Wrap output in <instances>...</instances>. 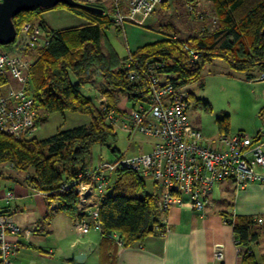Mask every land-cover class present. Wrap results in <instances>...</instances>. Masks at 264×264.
Returning a JSON list of instances; mask_svg holds the SVG:
<instances>
[{
    "label": "trees",
    "instance_id": "1",
    "mask_svg": "<svg viewBox=\"0 0 264 264\" xmlns=\"http://www.w3.org/2000/svg\"><path fill=\"white\" fill-rule=\"evenodd\" d=\"M210 1L212 16L217 20L215 29L204 27L197 35L188 38L171 36L139 49L130 55L132 59L139 65L163 61L165 66L158 71L159 74L167 75L177 86L200 80L203 67L214 60L226 62L234 72L257 70L260 76H264V0ZM188 3L195 5L196 0ZM56 7H64L89 23L54 30L38 17L49 9L37 8L14 18L16 38L11 44L0 47L20 56L32 53L27 49L21 29L26 23L40 25L49 46L39 49L30 66V88L38 107V119L45 122L54 113L72 112L89 116L90 124L59 130L45 140L35 137L16 139L0 132V164H12L21 172L33 170L29 181L34 188L48 195L50 201L58 198L60 210L75 218V192L72 188H62L88 168L87 157L94 146L107 147L115 152L112 144L117 140L115 130L106 124L99 107L80 92L81 87L93 84L99 75L103 80L100 93L107 97L111 108L109 101L118 94L127 96L134 105L149 101L150 88L143 77L138 82L129 81L125 68L128 58L121 60L110 47L104 46L105 28L113 24L112 18L81 6L60 4ZM191 52L198 55L196 62ZM227 128L228 122H224L220 131ZM157 199L148 192L145 178L127 168L115 170L100 208L104 239L112 240L110 236L117 233L125 247L141 243L154 234L159 224ZM252 218L231 219L235 239L249 251V245L257 239L251 228L254 225ZM240 264L257 263L252 253L245 252Z\"/></svg>",
    "mask_w": 264,
    "mask_h": 264
},
{
    "label": "built area",
    "instance_id": "2",
    "mask_svg": "<svg viewBox=\"0 0 264 264\" xmlns=\"http://www.w3.org/2000/svg\"><path fill=\"white\" fill-rule=\"evenodd\" d=\"M2 2L0 0V5ZM162 3L163 0H129L128 10L125 11L120 0H113V24L122 27L126 22H136L139 16L149 18ZM187 9L189 13L195 12L192 5H188ZM197 14L203 19V13ZM212 22L217 25L216 18ZM21 33L26 38L27 49L33 53L49 46L40 25L26 23ZM191 55L196 62L198 55L193 52ZM30 66L31 61L26 57L8 53L0 47V132L16 139L32 138L38 129V107L30 88ZM164 66L163 61L139 65L131 56L128 57L125 65L128 80L138 82L145 78L150 96L149 101L139 102L132 108L127 121L116 116L106 96L100 98L99 110L107 125L113 129L122 127L130 136L140 134L153 137L158 143L148 153L122 155L113 163L96 169L87 168L78 174L75 181L62 188H72L77 198L74 224L78 245L81 238L92 230L102 233L101 202L108 190L111 174L120 167L150 179L159 187L161 193L157 207L161 215H165L173 206L188 207L204 214L212 205L214 187L223 181H230L236 191L250 184L264 185V142L259 135L238 132L206 137L190 122V91L171 80L163 82L161 76L164 75L158 71ZM258 79L264 80V76ZM3 168L15 170L12 164H0V169ZM13 198L14 194L10 192L6 200L9 202ZM252 219L253 224L264 227V216H254ZM159 221L154 231L165 235L170 231L169 224L165 219ZM21 234L22 230L12 216L0 211V264H13ZM110 237L117 245L123 246V239L117 233ZM235 242L239 256L245 252L251 253L237 240ZM213 254L216 260L221 261L224 257L223 247L216 245Z\"/></svg>",
    "mask_w": 264,
    "mask_h": 264
},
{
    "label": "crops",
    "instance_id": "3",
    "mask_svg": "<svg viewBox=\"0 0 264 264\" xmlns=\"http://www.w3.org/2000/svg\"><path fill=\"white\" fill-rule=\"evenodd\" d=\"M77 1L102 8L104 14L112 18L113 0ZM188 1L163 0L161 7L149 18L139 16L136 22H126L122 27L114 24L107 26L104 46L110 47L119 59L125 60L147 45L167 40L171 36L188 38L193 32L199 33L207 23L211 26L214 18L211 11L212 2L196 0L195 9L201 11L203 15L205 12L209 15L206 17L204 15L202 19L188 12L187 6L190 4ZM120 5L125 11L128 10L129 0H120ZM183 15L187 17L183 19L181 17ZM210 16L211 22L206 19L208 17L210 19ZM38 17L49 28L58 31L89 23L82 16L64 7L46 10ZM172 21L174 25L170 24ZM186 31L187 36L183 37L182 32ZM30 54L34 56L33 60L37 56L33 52ZM220 62L222 60H214L210 64L220 66ZM228 68L231 70L228 64L226 67L222 65L223 70L229 71ZM227 74L229 78L234 77L239 84L247 86L252 83L264 84V80L258 79L260 74L257 70L251 73L227 72ZM161 77L163 82L169 80L167 75ZM102 85V78L96 75L94 83L83 85L80 92L99 107L100 98L103 96L100 93ZM256 99L259 108L253 124L240 123L232 126L228 123L227 130L220 133L246 132L248 135H259L264 142V103H260L261 96ZM109 102L116 116L122 121L128 120L129 112L135 106L127 96L121 94ZM191 124L197 128L193 122ZM114 130L118 140L112 144L115 150L112 153L115 157L128 154L129 142L133 135L130 136L122 127ZM134 135L149 145V149L143 153L150 152L158 143L153 137ZM87 167L90 168L88 163ZM96 168L98 167L91 169ZM32 175L33 170L21 172L0 169V211L9 213L22 230L13 264H240L242 256L236 251L231 219L264 216V185L250 184L245 189L236 191L230 181H223L214 187L212 205L204 214L180 206H173L165 215L159 213L158 219H165L170 227V231L165 235L154 231V234L141 243L124 247L117 245L114 240L104 239L101 232L92 230L81 238L78 245L75 218L60 210L59 200L50 201L48 195L32 187L28 179V176ZM155 189L154 195L159 198L161 190L156 185ZM10 192L14 194V198L7 202L6 198ZM251 228L252 232L257 234V239L248 248L256 263L264 264V227L254 224ZM216 245L223 247L224 257L221 261L214 258L213 250ZM81 252L85 257L77 261L72 255Z\"/></svg>",
    "mask_w": 264,
    "mask_h": 264
},
{
    "label": "rangeland",
    "instance_id": "4",
    "mask_svg": "<svg viewBox=\"0 0 264 264\" xmlns=\"http://www.w3.org/2000/svg\"><path fill=\"white\" fill-rule=\"evenodd\" d=\"M192 6L194 7V5ZM198 12L201 11L195 9L194 14L197 17H199ZM204 15L205 17L209 16L206 12ZM181 17L185 19L187 16L183 15ZM206 19L211 22V16L210 19L209 17ZM207 24L205 26L209 29H215L217 26L211 24V27ZM177 27L180 28L179 25ZM181 28L183 27L181 26ZM186 33L187 31L182 32L183 37L187 36ZM195 35L197 33L193 32L191 36ZM179 38H182V36ZM22 55L31 62L33 61L34 56L32 54L23 53ZM220 63V66L211 65L210 63L206 64L202 69L200 80L186 86L187 90L191 93L188 112L189 118L208 138L219 135L221 124L224 122H228L232 126L240 123L253 124L257 119V109L259 108L256 98L261 96L263 101L261 99L260 103H264V84L252 83L250 86L243 83L239 84L234 77L229 78L227 74V72H237L229 70V68V71L223 70L222 65L226 67L227 64L223 61ZM89 124L90 118L85 114L72 112H65L64 114L54 113L48 118V121L38 120L39 130L36 131L33 137L38 140H45L55 135L59 130H70L79 126H88ZM244 133L248 134L246 132ZM249 135L253 136L251 134ZM135 136L133 135L130 139V148L126 155L131 156L143 153L149 149V145L147 143L144 144L142 138H136ZM141 143L142 145H140ZM120 156L122 155L115 157V154L107 147L94 146L90 155L87 157V163L90 167L88 169L113 163ZM146 185L148 192L152 194L156 192L155 185L150 179H146Z\"/></svg>",
    "mask_w": 264,
    "mask_h": 264
},
{
    "label": "water",
    "instance_id": "5",
    "mask_svg": "<svg viewBox=\"0 0 264 264\" xmlns=\"http://www.w3.org/2000/svg\"><path fill=\"white\" fill-rule=\"evenodd\" d=\"M60 4L68 7L81 6L95 14H104L102 8L83 4L76 0H3L0 5V45H8L15 40L17 32L13 20L20 13L34 11L37 8L50 9ZM72 256L78 261L84 258L85 254L81 252L75 255L73 253Z\"/></svg>",
    "mask_w": 264,
    "mask_h": 264
}]
</instances>
